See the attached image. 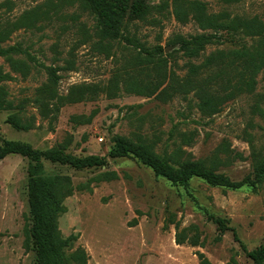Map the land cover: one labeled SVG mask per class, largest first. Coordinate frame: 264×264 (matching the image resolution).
<instances>
[{"label": "rangeland", "instance_id": "1", "mask_svg": "<svg viewBox=\"0 0 264 264\" xmlns=\"http://www.w3.org/2000/svg\"><path fill=\"white\" fill-rule=\"evenodd\" d=\"M190 1L202 2L208 15L226 13L229 19L256 17L264 22V0L234 4ZM144 3L149 14L144 21L131 23L130 35L149 51L162 47L161 70L142 62L135 65L134 58H143L144 53L139 54L140 49L124 40L101 49L96 36L99 19L79 1L0 0V30H10L0 45H20L26 53L15 58L29 67L22 75L0 57V69L11 77L3 82L9 100L16 104L32 98L51 79V70L60 77L56 84L60 96L73 86L95 90L80 102L58 104L53 119L41 117L29 104L21 114L24 120H32L27 131L7 123L13 111H0V143L23 141L44 151L65 142L73 156L105 160L101 166L84 169L42 160L46 174L66 175L74 186H85L64 200L66 211L59 217L58 227L64 237L78 236L73 249L84 248L88 264H201L199 253L211 264H253L250 252L264 243V182L257 190L212 187L198 177L187 185L174 184L134 156H109L112 137L121 135L146 142L160 156L180 162L199 160L216 173L239 181L253 172L250 144L264 152V122L253 109L264 106L262 73L256 75L252 92L234 93L227 99L228 91H221L220 104L213 112L200 108L201 87L192 89L186 84L209 74L199 67L210 54L249 46L257 38L232 37V31L220 30L215 36L223 40L213 39L199 56L188 58L178 45L169 44L172 38L214 31L202 29L192 15L186 21L176 19L173 0ZM162 4L166 7L161 8ZM231 37L235 38L232 43ZM115 81L118 90L113 95L107 88ZM132 82H152L158 87L154 94L138 95L126 90ZM87 117L90 121L81 123ZM245 132L251 134L250 141ZM183 133L192 134L189 143L182 140ZM28 162L18 154L0 160V264H36L35 252L24 247V229L30 225ZM107 172L116 177L102 179ZM170 215L179 225L177 230L174 224L164 228ZM210 215L229 220L230 229L220 240ZM178 232L185 236L182 244L175 242ZM194 234L198 236L196 246L190 244Z\"/></svg>", "mask_w": 264, "mask_h": 264}, {"label": "trees", "instance_id": "2", "mask_svg": "<svg viewBox=\"0 0 264 264\" xmlns=\"http://www.w3.org/2000/svg\"><path fill=\"white\" fill-rule=\"evenodd\" d=\"M83 8L94 14L99 19L96 26V36L99 38V47H106L113 41L124 40L127 44L140 49L139 54L144 53L143 58L136 56L135 65L144 63L152 65L156 70H161L163 62L160 59L162 47L156 46L153 51L147 50L140 44L135 35H130L129 27L134 21H144L149 14V9L144 0H76ZM226 4L238 3L241 0H221ZM165 8V4L160 6ZM173 12L176 19L186 21L188 15H192L202 29H212L211 34H197L190 38L175 35L169 44L178 45V49L188 58H195L205 50L213 39L223 40V37L215 35L220 30L232 31V37L243 35L257 38L247 46L229 47L207 56L199 71L202 69L207 74L204 78L187 82L188 87L200 88V108L205 111L211 109L216 111L220 104L221 91H228L225 98H231L234 93L252 92L256 85V75L263 74L264 78V22L256 17L248 20L229 19L226 13L216 17L206 13L205 5L200 1L173 0ZM10 30H0V42L8 38ZM231 37V38H232ZM230 39V38H226ZM235 38L229 40L234 42ZM26 53L20 45L2 47L0 45V57L5 58L14 72L22 75L28 73V63L15 58ZM29 61H34L30 54ZM28 61V62H29ZM198 73V71H197ZM196 73V74H197ZM51 79L41 85L35 91L32 98H23L14 104L8 99V92L3 86L5 80L10 79L9 74L0 69V111H13L7 119V123L16 130L27 131L32 128L31 118L24 120L21 114L25 113L26 106L33 104L41 117L53 119L59 110L58 104L75 103L87 99L95 90L90 92L87 86H73L69 93L60 96L57 93L56 84L59 76L56 70H51ZM151 83L136 84L130 83L126 90L138 95H151L157 90L158 84L154 87ZM113 95L118 90L117 81L112 82L107 88ZM254 112L264 122V106L255 105ZM91 117V116H90ZM90 117L81 120V123H88ZM75 120V119H74ZM249 141L251 134L245 132ZM192 134L183 133L182 140L189 143ZM113 146L109 156L113 158L134 156L146 164L158 176H162L174 184L187 185L192 177L204 180L212 187L238 190L243 187H251L257 190L264 182V152L251 145V156L253 159V172L239 181L231 180L229 177L216 173L213 168L206 166L199 160H184L180 162L171 156H160L153 150L152 146L138 139L133 140L125 136L115 135L112 137ZM68 144L61 142L44 151L33 148L23 141L6 140L0 143V160L9 154H18L29 160L27 166L28 182L27 196L29 206L30 225L24 229V247L35 252L36 264H88L89 256L81 246L74 248L78 236L70 234L64 237L58 227L59 217L65 213L64 200L71 196L75 190L84 189V185L74 186L70 177L66 175H48L45 173L42 160L68 165L75 169H84L92 166H101L105 160L98 156L76 157L67 152ZM173 164H176L175 166ZM102 179L108 180L116 177L114 173L102 174ZM219 230L221 239L225 231L229 230L228 219L209 216ZM174 224L173 216L165 220L164 228ZM175 229L179 228L178 223L174 224ZM185 236L182 232L175 234V242L182 244ZM190 244H198V236L194 234L190 238ZM249 256L253 264H264V243L256 250L250 252ZM198 257L201 264H211L203 254Z\"/></svg>", "mask_w": 264, "mask_h": 264}]
</instances>
